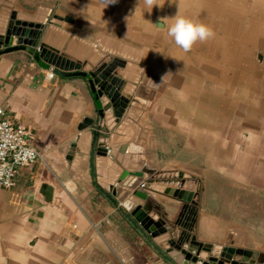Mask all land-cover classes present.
<instances>
[{
  "label": "crops",
  "instance_id": "crops-1",
  "mask_svg": "<svg viewBox=\"0 0 264 264\" xmlns=\"http://www.w3.org/2000/svg\"><path fill=\"white\" fill-rule=\"evenodd\" d=\"M160 3L162 8L148 13L142 3L136 9L138 0L107 7L102 0H0V9L10 5V12L27 20L60 19L45 26L42 47L9 52L0 47L3 118L28 129L31 146L41 155L16 169L13 187L0 188V264H174L122 207L153 175L171 174L163 178L187 182L190 192L198 183V205L184 210L182 230L191 229L200 243L226 245L230 233L222 237L205 216L203 176L212 160L227 168L238 158L233 155L249 147L254 163L264 166V123L242 112L249 100L247 110L264 118V65L249 61L252 52L264 54V0ZM178 12L208 25L215 37L185 53L166 28L155 26L161 18L170 24ZM96 39H103L105 49L127 55V79L137 78L139 86L146 78L152 92L149 100L132 95L136 105L127 111L146 129L134 154L152 174L143 173L141 179L125 176L118 183V163L103 156L91 160L76 150L69 154L79 136L103 126V117L85 79L44 78L47 69L70 72L79 69L77 62L95 61ZM234 116L240 121L233 126ZM245 128L250 137L243 147ZM229 150L235 153L230 156ZM259 180L264 181V172ZM146 195V206L166 224H175L181 203L153 191ZM240 243L264 260L259 243L246 234Z\"/></svg>",
  "mask_w": 264,
  "mask_h": 264
},
{
  "label": "water",
  "instance_id": "water-1",
  "mask_svg": "<svg viewBox=\"0 0 264 264\" xmlns=\"http://www.w3.org/2000/svg\"><path fill=\"white\" fill-rule=\"evenodd\" d=\"M59 21L57 17L27 20L18 13L10 12V5H6L0 9V47L3 46L6 52L27 51L28 48L33 49L38 45L42 47L40 39L45 26L54 25ZM102 41L103 39L95 40L98 43V47L93 51L96 52L95 61H76L80 67L75 71L54 70L60 78H82L88 82L104 122L102 127L97 126L91 132L79 136V144H73L69 154L76 150L84 152V156H89L91 160L93 156H96V159L103 156L107 157L109 162L118 163L122 167L118 183L125 176L141 179L143 173L152 174L142 168L141 161H136L134 154L137 149L135 144H140L141 141L137 138L144 137L146 129H142L141 123L134 120L127 111L130 104L136 105L131 101L132 95L149 100L152 92L147 88L146 78L139 86L137 78L127 79L131 67L125 59L130 58L115 51L114 47L112 50L105 49ZM91 55L92 53L89 57ZM132 69L137 73L140 71L138 67ZM126 87L129 92H124ZM82 144L86 147L80 149ZM129 148H133L130 153ZM85 163L88 164L86 158L83 160V164ZM165 176L153 175L145 179L141 188L134 189L126 197L122 207L156 244L162 246L166 257L174 264H264V260L258 261L259 253L240 248L242 236H236L235 232L229 234L225 246H218L200 243L195 235L191 234V229L182 230L180 219L184 216L186 208L197 207L200 187L197 183L190 192L187 182L169 179L173 177L171 174L166 176L168 179H164ZM146 191L160 193L181 203L182 208L175 224H166L163 218H159L146 206Z\"/></svg>",
  "mask_w": 264,
  "mask_h": 264
},
{
  "label": "rangeland",
  "instance_id": "rangeland-1",
  "mask_svg": "<svg viewBox=\"0 0 264 264\" xmlns=\"http://www.w3.org/2000/svg\"><path fill=\"white\" fill-rule=\"evenodd\" d=\"M249 58H251L249 61L255 65H264V54L258 51L249 54ZM247 102L250 101L246 100L242 104L243 114L248 116L246 118L260 121L262 125L264 118L252 115L246 106ZM231 121L234 126L240 120L234 116ZM247 130L245 128L242 134L240 133L243 136L240 141L244 140L243 147L246 139L250 137ZM236 132L235 137L238 136ZM259 138L260 135L255 140L259 141ZM232 143L236 144V141ZM252 152L250 147L248 150H242L241 156L237 152L238 155L233 156L238 158L232 159V164L227 168L217 166L220 162L216 159L212 160L210 171H206L203 176L205 181L201 200L206 206L205 216L216 223L217 232L222 237L225 233L231 232H235L236 236L246 234L249 240L259 243L256 249L264 252V181H257L258 174L264 172V166L261 163H254L256 160L252 157ZM228 153L231 156L235 150H229ZM240 158L243 159L240 161Z\"/></svg>",
  "mask_w": 264,
  "mask_h": 264
},
{
  "label": "built area",
  "instance_id": "built-area-1",
  "mask_svg": "<svg viewBox=\"0 0 264 264\" xmlns=\"http://www.w3.org/2000/svg\"><path fill=\"white\" fill-rule=\"evenodd\" d=\"M56 77L52 68L44 73L46 81ZM32 135L28 129L14 125L3 118L0 110V188L14 185L15 171L41 160V155L31 146ZM143 184L140 186L142 187Z\"/></svg>",
  "mask_w": 264,
  "mask_h": 264
},
{
  "label": "clouds",
  "instance_id": "clouds-1",
  "mask_svg": "<svg viewBox=\"0 0 264 264\" xmlns=\"http://www.w3.org/2000/svg\"><path fill=\"white\" fill-rule=\"evenodd\" d=\"M102 2L107 7L109 4L117 3L118 0H102ZM141 3L148 13H151L154 7L162 8L164 6L160 0H138L136 9ZM167 20L168 18H161L160 24L155 26L159 29L166 28L167 36L185 53L190 52L198 42L203 43L215 37V32L208 25L181 15L179 12L171 18L170 24L165 23Z\"/></svg>",
  "mask_w": 264,
  "mask_h": 264
}]
</instances>
